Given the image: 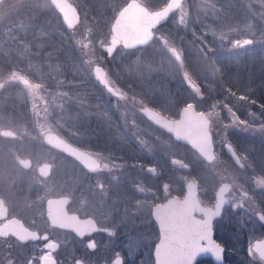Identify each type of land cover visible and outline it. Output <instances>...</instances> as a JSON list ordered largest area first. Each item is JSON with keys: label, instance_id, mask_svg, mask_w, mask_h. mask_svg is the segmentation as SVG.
Instances as JSON below:
<instances>
[{"label": "flooded vegetation", "instance_id": "flooded-vegetation-1", "mask_svg": "<svg viewBox=\"0 0 264 264\" xmlns=\"http://www.w3.org/2000/svg\"><path fill=\"white\" fill-rule=\"evenodd\" d=\"M16 28L20 37L30 30L35 39L19 43L20 55L12 63V56L0 59V264H114L117 256L121 264H156L160 228L155 211L184 207L192 184L202 208L214 207L223 192L226 204L211 229L223 249L222 264H264L249 253L250 241L264 240L259 220L264 214L263 106L246 113L237 104L207 105L203 101L214 97L193 87L140 94L148 88L137 89L134 79L119 84L116 54L125 50L122 45L109 56L103 44L91 40L88 50L86 31L78 24L74 30L49 26L50 41L41 39L43 25ZM72 51L80 64L71 62ZM98 65L120 96L97 79L93 69ZM150 94L152 102L135 103L137 95ZM61 101L63 109L57 106ZM187 107L210 120L211 162L141 111L148 108L177 121ZM54 108L56 116L50 112ZM220 135L227 139L222 146ZM53 137L87 161L53 146ZM184 208L194 219H204L191 205ZM91 225L98 230L78 235ZM91 241L93 249L87 247ZM193 264L216 263L208 256Z\"/></svg>", "mask_w": 264, "mask_h": 264}, {"label": "trees", "instance_id": "trees-1", "mask_svg": "<svg viewBox=\"0 0 264 264\" xmlns=\"http://www.w3.org/2000/svg\"><path fill=\"white\" fill-rule=\"evenodd\" d=\"M6 1H9L8 8L6 7L8 11L0 13V59L5 55L12 56L8 59L9 64L13 62L12 59L14 57L20 55L21 47L19 43L22 40L30 41L35 39L34 32L30 30L24 33L28 36H25V38L20 37L16 30L17 26L33 25L35 27L43 25L45 28L40 31V34H46V36L41 39L47 41L51 39L49 26L53 27L55 25L57 28L66 30L58 14L41 0ZM70 1L76 4L81 12V22L78 25L84 27L86 24L82 23V21H86L89 28L88 32L91 33L89 39L99 43L108 40L111 23L116 16V12L129 0ZM5 25H7L6 29L8 30L6 36L3 29ZM175 36V39L171 36V41L179 48L184 71L189 75L191 81L202 90V94L206 98L214 97V101L204 100V104H237L240 106L238 110H243L246 113L255 111L257 106H263L264 109V52L247 53L232 58L218 57L213 62L216 78L212 79L206 67L207 62L203 60L201 55L198 56V50L190 45L191 43L196 45L198 42L191 36L182 38L181 33ZM209 39L214 40L211 37ZM47 45L50 46L49 44ZM155 47L156 42L146 48L129 51L121 49L118 52L123 54L119 61V74L125 80L134 79V85L137 89L149 86L151 83L147 79L150 72L154 67L158 66L161 56L163 59H167L164 56L165 54L156 53ZM103 55L106 56L105 53ZM69 56L72 63L77 65L81 63L80 58L78 59L77 53L74 51ZM57 60L63 59L57 55ZM194 60H198L195 66H193ZM77 71L81 73L82 70L79 69ZM181 76L184 79L183 73ZM182 79L180 81L183 83L179 88H188ZM228 97L238 99L230 101L227 99ZM262 118L264 119V117Z\"/></svg>", "mask_w": 264, "mask_h": 264}, {"label": "rangeland", "instance_id": "rangeland-1", "mask_svg": "<svg viewBox=\"0 0 264 264\" xmlns=\"http://www.w3.org/2000/svg\"><path fill=\"white\" fill-rule=\"evenodd\" d=\"M136 1L150 10L158 11L166 5L168 0ZM8 3L9 1H5L0 4L1 14L3 11H8ZM194 15L198 16L197 20L194 19ZM82 23L86 24L82 29L86 31L85 44L88 46L87 49L90 50L91 40L89 38L91 33L88 32L87 22L82 21ZM178 33L182 34V38L191 36L198 42L196 45H193V43L190 45L198 50V56L201 55L203 60L207 62L206 67L212 79L216 78L213 62L218 57L232 58L247 53L264 52V0H182L181 6L171 16L167 25L156 30L154 39L156 53L165 54L164 56L168 60L163 59L161 56L158 66L152 69L147 79L150 80L151 84L145 87L148 88L145 91L141 90L140 94H169V89L171 91L178 89L183 83L180 81L182 73L185 72L183 61H181L179 48L174 45L170 38L172 36L175 39V35ZM209 37L214 40L209 39ZM246 41L249 43L245 44ZM107 42L108 40L97 45H105ZM121 53H118V59L122 58L123 54ZM197 62L198 60H194L193 66ZM124 80L120 77L119 84H125ZM182 80L186 82L185 79ZM186 85L190 87L193 84L189 81L186 82ZM136 98L135 103L138 105H145V103L150 102L151 100H148V98L155 99L152 94L147 96L137 95ZM38 99L39 103L49 111L50 107L45 96L39 94ZM57 106L59 109H63L62 101ZM50 112H55V116L58 114L57 109H52ZM62 113L63 118L69 119L68 111L63 110ZM214 113L216 114V111ZM60 120L62 119L60 118ZM217 140L219 145L222 146L227 139L225 135H220ZM239 202L240 199L235 203Z\"/></svg>", "mask_w": 264, "mask_h": 264}, {"label": "water", "instance_id": "water-1", "mask_svg": "<svg viewBox=\"0 0 264 264\" xmlns=\"http://www.w3.org/2000/svg\"><path fill=\"white\" fill-rule=\"evenodd\" d=\"M3 1L4 0H0V3H2ZM48 1L51 4L50 6H53L56 12L60 15L64 26L66 25L69 30H74L77 24H79L81 18L76 6L72 5L69 0ZM181 2L182 0H169L162 9L158 11H150L147 7L136 0L128 1V3L118 12L111 26V37L108 43L109 45L103 46L102 50L109 54V56H112L117 48L121 45L128 51L150 46L155 38L154 31L157 28L168 23V19H170L176 9L180 7ZM248 43V41L245 42V44ZM129 44H134V46H127ZM109 49H111V51H109ZM97 69L100 70L99 73ZM93 71L97 79L109 90L111 94H113L114 96H120L119 93L115 92L109 86L106 79V72L102 67H100L99 65L95 66ZM101 73L103 74L102 79L100 78ZM185 77H188L187 74H185ZM193 87L195 88L196 86L193 85ZM145 109L146 108H143L141 111L149 120L152 121V123L163 127L175 139L192 147L207 162H211L213 160H208L207 158V154L209 153V151L211 155H213L214 146L211 138V133L209 132L210 120L206 115L195 112L193 107H187L182 112H180L181 114L177 121H171L167 120L151 109H149V111H145ZM50 140L51 144L53 146H56L60 150L62 149V151L71 153L77 158L79 157L83 159L84 162L87 161L85 158L79 156L78 151L71 149L70 146L60 141L59 139L53 137ZM48 142L50 143L49 139ZM226 150V152H228L233 157L234 162L240 164V162L238 161L239 159L235 155L231 146H226ZM198 204L199 202L197 198V191L195 189V186L192 184L188 188V193L183 202V206L185 207L186 205H191L194 212H196L198 215L203 216L202 212L200 211V209L203 208ZM217 217H219V215L214 217L213 220ZM156 221L159 224V221L157 219ZM211 234H213L212 231ZM222 254L223 252L221 253L220 258L217 259L215 254H213L212 252H205L198 255L195 260L200 257L209 256L214 259L216 264H222Z\"/></svg>", "mask_w": 264, "mask_h": 264}, {"label": "snow or ice", "instance_id": "snow-or-ice-1", "mask_svg": "<svg viewBox=\"0 0 264 264\" xmlns=\"http://www.w3.org/2000/svg\"><path fill=\"white\" fill-rule=\"evenodd\" d=\"M127 46L131 47L134 44ZM97 71L100 72L99 69ZM100 78H103L102 73ZM145 111L149 109L146 108ZM207 158L208 160L214 159L210 151ZM225 204L222 192L214 207L200 209L205 217L202 220L194 219L190 210L184 207L179 209L157 208L155 217L159 221L160 239L155 248L156 264H193L197 256L205 252H212L219 259L223 250L211 239V229L213 218L220 215ZM259 220L264 221V214L259 215ZM97 230L95 225L85 226L78 230V235L84 237ZM87 247L95 248V242H89ZM42 251L45 249L43 248ZM249 253L253 257L264 260V240H259L254 245L250 241ZM114 264H121L119 256L116 257Z\"/></svg>", "mask_w": 264, "mask_h": 264}]
</instances>
